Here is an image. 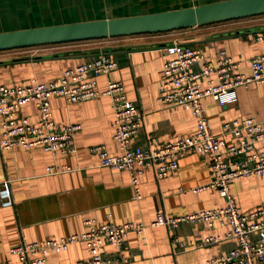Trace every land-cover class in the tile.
<instances>
[{
    "label": "crops",
    "instance_id": "crops-1",
    "mask_svg": "<svg viewBox=\"0 0 264 264\" xmlns=\"http://www.w3.org/2000/svg\"><path fill=\"white\" fill-rule=\"evenodd\" d=\"M210 0H108V9L101 16L124 15L165 8L180 7ZM132 9H135L133 11ZM256 33H264V13L227 18L173 30H157L117 36H103L48 44V51L37 60L0 62V82H25L34 76L47 80L63 68L107 52L116 66L96 75V86L102 88L107 79H118L127 98L134 101L141 114V123L131 143L154 145L173 140L192 131L194 117L179 105H164L156 99L161 79V65L166 53L161 45L172 39L199 46L203 60L214 58L223 49L238 62V69L248 71L249 58L261 51L262 42ZM35 55V54H32ZM31 56V55H30ZM3 59V58H0ZM201 60L192 68H197ZM201 84L204 79L201 78ZM233 102L219 104L210 95L202 98L210 129L220 131V123L236 116L251 115L264 118V81H249L235 87ZM51 118L56 124L78 122L73 133L75 150L69 153L50 152L38 145H13L0 150V188L7 180L9 203L0 198V262L17 264L9 247L21 240L39 239L81 230L85 217L94 222L110 219L115 222L139 219L150 220L157 209L179 214L193 209L222 204L224 196L214 187L193 192L190 187L210 178L208 159L194 151L179 157L177 166L165 176L156 177L146 166L134 186L125 169L98 164L96 152L89 149L103 143L108 152H118L112 136V110L106 95L77 101H65L59 95L49 96ZM18 113L35 122L37 109L32 102H23ZM228 141L232 136L228 134ZM264 146V138L255 142ZM69 168L50 172L47 165ZM179 188H184L183 191ZM239 210H248L264 200V174H249L233 178L227 188ZM108 214V216H107ZM226 224L181 221L168 230L164 225H147L141 233L129 230L122 240L120 251L109 243L103 244L107 257L116 262L102 264H200L212 254L234 245L226 234ZM170 233L187 243L186 248L170 244ZM207 233L220 238L211 244L195 245ZM126 257L122 260L119 254ZM88 251L82 240H75L60 251H49L46 264H72L86 259Z\"/></svg>",
    "mask_w": 264,
    "mask_h": 264
},
{
    "label": "built area",
    "instance_id": "built-area-1",
    "mask_svg": "<svg viewBox=\"0 0 264 264\" xmlns=\"http://www.w3.org/2000/svg\"><path fill=\"white\" fill-rule=\"evenodd\" d=\"M254 38L262 42L263 48L249 58L248 71L238 69V62L223 49L217 52L216 57L203 60L201 49L196 44L172 39L161 45L167 56L161 65L156 99L164 105H179L188 109L194 117L195 127L189 133L154 145L131 143L141 123V114L137 104L126 97L122 82L107 79L102 88L96 86V75L116 66L115 59L107 52H98L93 57L67 66L47 80L31 76L25 82H0V150L13 145H38L50 152H73V133L79 128V123L56 124L51 118L49 96L59 95L71 102L106 95L112 110V136L118 152H108L103 143L91 144L89 149L96 152L99 165L128 172L133 197L139 196L134 184L146 166L153 170L156 177L165 176L177 166L179 157L188 151L205 155L210 170V178L191 186L190 190L196 192L214 187L224 196L222 204L179 214L157 209L148 221L128 219L115 222L105 219L94 222L93 217H85L82 220L84 227L79 231L21 240L11 245L9 251L16 255L17 264H46L47 252L63 250L75 240L84 241L88 257L76 259L72 264L116 262V257H107L103 253L104 243L113 245L118 252L129 230L141 233L145 226L155 224L170 230L181 221L226 224V234L234 239V245L205 257L200 264H264V200L253 208L239 210L235 198L227 190L233 178L264 174V146L255 145L257 140L264 138V118L251 115L232 117L220 123L219 132H213L202 102L206 95L219 104L233 102L237 85L264 81V33H256ZM32 47L34 49L29 55L37 52V46ZM200 60L199 66L192 68ZM201 78L204 79L202 84ZM28 101L37 109L38 119L35 122L18 113L19 106ZM228 134L233 137L230 141L226 138ZM64 168L69 167L66 164L46 167L50 172ZM0 198L4 203L10 202L7 180L2 182ZM219 238L217 234L207 233L195 245L211 244ZM169 240L175 247H187L185 240L177 234L170 233ZM119 257L126 259L121 253Z\"/></svg>",
    "mask_w": 264,
    "mask_h": 264
},
{
    "label": "water",
    "instance_id": "water-1",
    "mask_svg": "<svg viewBox=\"0 0 264 264\" xmlns=\"http://www.w3.org/2000/svg\"><path fill=\"white\" fill-rule=\"evenodd\" d=\"M257 13H264V0H210L154 11L0 30V49L69 39L182 28ZM41 57L43 55H23L3 58L0 62L37 60Z\"/></svg>",
    "mask_w": 264,
    "mask_h": 264
},
{
    "label": "rangeland",
    "instance_id": "rangeland-1",
    "mask_svg": "<svg viewBox=\"0 0 264 264\" xmlns=\"http://www.w3.org/2000/svg\"><path fill=\"white\" fill-rule=\"evenodd\" d=\"M107 1L0 0V30L102 17L100 13L108 9ZM132 10L135 11V9ZM47 46L48 44L37 45V52L33 54L48 51ZM32 49L34 48L26 46L0 49V58L29 55Z\"/></svg>",
    "mask_w": 264,
    "mask_h": 264
},
{
    "label": "trees",
    "instance_id": "trees-1",
    "mask_svg": "<svg viewBox=\"0 0 264 264\" xmlns=\"http://www.w3.org/2000/svg\"><path fill=\"white\" fill-rule=\"evenodd\" d=\"M257 14H259V13H257ZM249 15H254V14H249ZM249 15H243V16H249ZM238 17H241V16H238ZM233 18H235V17H233ZM174 29H176V28H174ZM125 35H127V34H125ZM99 37H103V36L87 37V38H78V39H69V40H62V41H55V42H48V43L31 44V45H25V46L26 47H32V46H37V45H42V44H51V43H59V42H65V41H71V40H81V39L99 38ZM18 47H23V46H18ZM9 48H13V47H9Z\"/></svg>",
    "mask_w": 264,
    "mask_h": 264
}]
</instances>
